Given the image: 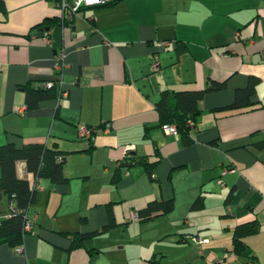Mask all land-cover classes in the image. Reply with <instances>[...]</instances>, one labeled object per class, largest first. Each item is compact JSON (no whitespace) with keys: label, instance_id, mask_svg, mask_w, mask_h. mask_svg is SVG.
I'll list each match as a JSON object with an SVG mask.
<instances>
[{"label":"crops","instance_id":"obj_1","mask_svg":"<svg viewBox=\"0 0 264 264\" xmlns=\"http://www.w3.org/2000/svg\"><path fill=\"white\" fill-rule=\"evenodd\" d=\"M2 1L0 144L56 146L68 181L41 179L24 254L3 244L0 264H264V0H106L66 24L56 0ZM253 80L249 104L232 108ZM47 81L57 95L29 109L21 86ZM212 82L223 86L199 102L193 141L167 133L161 93ZM80 125L95 129L92 139ZM129 156L159 158L155 179L126 167ZM17 174L32 179L25 161ZM155 199L173 209L131 219ZM253 220L258 230L235 252L236 228Z\"/></svg>","mask_w":264,"mask_h":264},{"label":"trees","instance_id":"obj_2","mask_svg":"<svg viewBox=\"0 0 264 264\" xmlns=\"http://www.w3.org/2000/svg\"><path fill=\"white\" fill-rule=\"evenodd\" d=\"M3 6V1L0 0V8L3 9ZM222 86V83L212 82L211 85L202 90L163 91L160 99L155 104L159 114L160 125L175 123L183 141L188 144L191 143L193 138L190 133L201 112L199 102L206 92L220 89ZM21 88H24L26 92L29 109L37 107L40 99L57 95L55 85L50 88L45 86L36 88L27 83ZM254 92L255 82L253 80L247 88L237 92L236 102L232 105V108L247 106L249 104L248 99ZM244 101L246 102L244 103ZM90 128L93 136L95 129ZM92 136L89 140L92 139ZM61 155L63 158L59 160L58 156ZM66 157L67 155L56 146H48L41 141H29L21 147L16 146L12 142L0 144V216H3L0 221V246L8 244L17 247L24 243V238L27 234L24 231L25 222L28 217L31 218L28 211L34 203L38 191L34 187V182L36 179L41 181L43 178H48L57 184L67 182L68 177L64 173ZM20 160L26 162L28 171L32 173V179L22 178L17 174V162ZM159 160L158 158L151 161L148 156H129L123 163L126 167H131L135 164L143 165L146 167L150 177L155 179L154 169ZM203 205V198L199 197L194 202L192 209H200ZM173 206L174 201L172 199L152 200L145 208L139 211V220L151 219L159 212H169L173 209ZM112 224L111 222L106 228H109ZM258 228L259 222L257 220L239 225L233 236L234 251L242 253L246 248L243 238L256 232ZM87 236L90 235L75 234L76 239L74 241L80 242Z\"/></svg>","mask_w":264,"mask_h":264},{"label":"built area","instance_id":"obj_3","mask_svg":"<svg viewBox=\"0 0 264 264\" xmlns=\"http://www.w3.org/2000/svg\"><path fill=\"white\" fill-rule=\"evenodd\" d=\"M106 3H107L106 0H56V6L62 12V21H63L62 23L63 24L73 22L77 17L80 16L81 11L85 7L100 6V5H104ZM43 40L45 43H50V38L47 36H45L43 38ZM166 44H167L166 42H161V45H166ZM65 64H66V62H65V51H64V49H61L57 54V67H58V70H59L61 75L63 74ZM151 65H152L153 70L161 69V64L159 63V61L156 58L153 60ZM62 77L59 80V82H61V83L63 82ZM53 85H55V83L52 81H47L44 83V86L47 88H50ZM65 95H66V92L63 90V88H61L58 91V97H57L58 104H60V102L62 101V99ZM163 129L169 134L178 135V133H179L178 128H177L175 123L165 124L163 126ZM78 135L81 139L88 140L92 136V130L87 125H80L79 129H78ZM62 158H63L62 155L58 156L59 160H61ZM229 170H230L229 167L225 168V170L223 171V174H226ZM220 182L223 183L222 180H220ZM34 187L39 189L41 187V181L36 179L34 182ZM130 217H131V219H139V214L136 211H132L130 213ZM34 226H35L34 219L28 217L26 222H25L24 231L26 233H30L33 231ZM191 239L194 242L201 241V238L198 236H192ZM16 252L20 253V254H24L23 244L16 247Z\"/></svg>","mask_w":264,"mask_h":264}]
</instances>
